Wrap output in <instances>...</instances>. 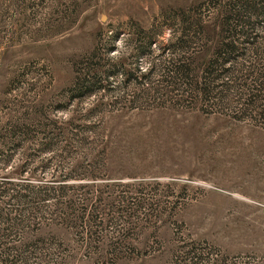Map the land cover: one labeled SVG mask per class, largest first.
I'll list each match as a JSON object with an SVG mask.
<instances>
[{"label":"rangeland","instance_id":"obj_1","mask_svg":"<svg viewBox=\"0 0 264 264\" xmlns=\"http://www.w3.org/2000/svg\"><path fill=\"white\" fill-rule=\"evenodd\" d=\"M0 264H264V0H0Z\"/></svg>","mask_w":264,"mask_h":264},{"label":"trees","instance_id":"obj_2","mask_svg":"<svg viewBox=\"0 0 264 264\" xmlns=\"http://www.w3.org/2000/svg\"><path fill=\"white\" fill-rule=\"evenodd\" d=\"M209 64H210V63H209ZM209 64L207 65L208 67H210Z\"/></svg>","mask_w":264,"mask_h":264}]
</instances>
